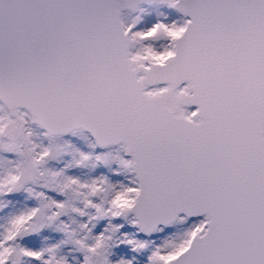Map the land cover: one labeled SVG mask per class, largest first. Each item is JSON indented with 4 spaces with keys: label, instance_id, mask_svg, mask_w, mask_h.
Returning <instances> with one entry per match:
<instances>
[{
    "label": "snow or ice",
    "instance_id": "6c2138e0",
    "mask_svg": "<svg viewBox=\"0 0 264 264\" xmlns=\"http://www.w3.org/2000/svg\"><path fill=\"white\" fill-rule=\"evenodd\" d=\"M0 264H264V0H0Z\"/></svg>",
    "mask_w": 264,
    "mask_h": 264
}]
</instances>
